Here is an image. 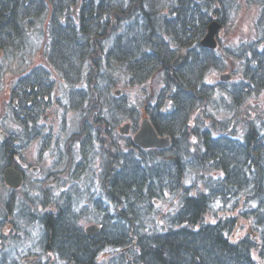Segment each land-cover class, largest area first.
Wrapping results in <instances>:
<instances>
[{
	"label": "rangeland",
	"instance_id": "obj_1",
	"mask_svg": "<svg viewBox=\"0 0 264 264\" xmlns=\"http://www.w3.org/2000/svg\"><path fill=\"white\" fill-rule=\"evenodd\" d=\"M82 1L84 0H63V5L58 0L53 1L63 11H68L66 13L70 19L63 11H56L47 3L46 12L25 20L20 19L19 33L15 39H7L6 34L0 38L1 43L5 41V46L0 49V142L17 150L9 156V162L12 161L10 165L5 164L6 160L0 152V261L7 256L12 264H62L56 261L55 255L46 249L47 245L43 242L46 237L43 222L45 213L53 215L59 210H63V215L71 213L75 224L83 230L91 224L96 225L97 231L94 235L100 231L101 223L112 220V208L105 205L109 200L102 187L105 170L108 163H114L122 152L130 150L138 154L132 145L135 131H131L129 127L127 133H122L119 127L127 122L131 126L139 118L141 124L144 109L149 104H154V100L158 102V97L163 93L167 96L172 90L170 83L167 84L168 91L165 89L163 76L158 70H154L145 81L136 84L131 82L132 78L126 67L120 63L129 57L127 52L123 53L127 43L126 40H121L120 34L126 28L128 31L136 18L134 13L129 16L130 10L125 14L128 18L119 16L116 0H104L103 5L104 8H110L107 13L114 11L108 17L113 22L112 28L104 26L103 30L110 31L114 28V31L106 35L99 47L91 46L92 55L85 57L87 60L81 63L68 60L73 53L77 55L81 49L87 47L81 43L74 46L73 42L78 39V36H74L72 42L68 39L69 46L64 41L63 46L72 51L70 56L65 57L68 52L62 46L64 42H57L60 39L59 25H63L65 37L68 38L73 33L77 35V15ZM177 1L141 0L137 7L142 8L141 2L146 6L151 3L147 10L153 13L150 16L155 20V25L152 30L144 31L147 36L152 34L149 41H165V49L168 47L172 50V61H178L175 67L186 64L180 72L185 73L187 70L188 76H202L200 82L191 83L198 97H194L195 102L191 110L189 109L188 116L186 115L189 119L186 126L192 145H186V153L183 155L188 171L186 170L182 181L184 186L197 183L202 189V181L208 176L215 181L222 174L215 169L218 165L208 158L209 154L205 153L201 162L195 161L193 157L194 152L196 154L197 151H204L199 147L203 134L207 137L221 134L231 137L229 139L239 140L246 138L248 133L252 134L255 142L251 148L262 151L256 156L255 162L264 169V86L250 89L249 84L253 81L246 77L248 71H251V65L247 61L253 62L258 56L264 57V0H205V4L202 0H197L199 4L196 3L197 7L193 6L194 9H201L200 5H206L207 8L202 11V17L195 18L194 13H191L192 24L196 23L198 27L201 21H206L205 18L209 17L206 32L201 38L209 32L208 26L211 22L217 23V26H213L212 44L204 46L210 50L205 53L214 55H205L209 56L208 60L213 58L207 69L203 68L205 56L202 53L194 55L188 53V47L176 45L185 36L180 27L182 23L177 22L178 20L174 23L172 20L170 26L165 28L164 23L159 21L163 15L174 10ZM123 11L126 13L127 8ZM106 15L101 18L102 21L106 19ZM180 20L187 23V20ZM97 24L99 21L95 25ZM117 35L118 39L114 41ZM124 36L126 37L125 34ZM170 36L176 40H170ZM131 38L133 37L128 38L129 43ZM112 43H115L118 54L106 56L105 51ZM100 46L102 52L94 55L96 48ZM122 46L125 48L122 49ZM95 61L98 63L95 64ZM65 63L67 64L64 65ZM200 68L203 69L201 73ZM84 73L91 76L93 74L97 82L88 84ZM258 74H253V77L256 76L254 80L259 79ZM262 79L264 81V77ZM108 82L112 83L108 87L109 91L105 89ZM23 85L27 89L22 93L18 89ZM44 90H47V94H42ZM88 92L90 95L86 94ZM235 93L238 94L235 95L237 102H240L236 105L231 101ZM116 95L118 97L114 98ZM121 97L126 105L118 108L117 99ZM169 105L170 99H165L161 109L169 110ZM83 107L86 108L83 110ZM120 118V122L117 121ZM28 119L32 121L29 122ZM101 120L107 133L106 143L113 145L107 153L103 144L98 141H92L91 145L84 141L88 136L84 125L90 122L101 124ZM181 128H177L178 132ZM258 142H261L260 146ZM85 145L84 156L82 152ZM167 147L168 145L150 148H162L163 152H167L166 155H157L168 160L170 151L165 149ZM128 159L129 157L126 158V164ZM10 166L21 170L22 182L18 187H10L3 180L4 169ZM129 166L130 163L124 168L128 169ZM111 187L108 185L109 189ZM162 192L163 197L157 198L159 195L155 194L157 196L151 199L146 210L140 211V215H144L148 221L150 218L157 229L166 221L169 211L174 210L177 202L175 195L170 194L167 189ZM195 192L196 189L191 190V193ZM5 203L11 209L9 215L4 213L8 210ZM232 203L234 202L228 201L225 209ZM241 206L242 204L234 210H208L204 220L215 221L219 216L224 218L234 215L239 223L233 226L230 235L233 241H239L250 229L240 213V209L244 208ZM254 243L256 247H252L251 255L257 261L263 262L258 255L261 245L258 236ZM101 251L98 261L102 264H110L111 259L117 260L115 256L118 254L114 250L104 248ZM25 258H33L32 262L35 261L25 263Z\"/></svg>",
	"mask_w": 264,
	"mask_h": 264
},
{
	"label": "trees",
	"instance_id": "obj_2",
	"mask_svg": "<svg viewBox=\"0 0 264 264\" xmlns=\"http://www.w3.org/2000/svg\"><path fill=\"white\" fill-rule=\"evenodd\" d=\"M53 1L0 0V38L6 34L7 39H15L19 33L18 23H20V19L25 20L46 12L47 3L53 6L56 11H63L62 7L56 6ZM58 1L62 5L64 4L63 0ZM116 1L118 3L116 10H119V16L123 15V17L128 18L125 14L130 10L129 16L134 13L133 16L136 18L133 26H130L128 31L126 28V31L120 34L121 40L124 39L127 43V48L122 46V49L125 48L123 53L127 52L129 54V57L121 60L120 63L126 67L129 76L132 78L131 82L133 81L136 84L145 81L154 70H158L161 72L160 75L163 76L162 81H164L163 86L165 89L168 91L167 84L169 83L172 87L169 95L165 96L163 93L158 97V102L154 100L155 103L151 104L152 106L149 104V107L144 109L142 117L150 120L158 135L169 137L171 144L165 149L170 151V154L167 157L168 160L162 159L163 156L159 157L157 155H166L167 152H163L162 148L144 150L131 140L133 143L131 144L136 148L138 154L132 153L130 150L126 153H120L114 163H108L103 178L104 195L106 193L109 200L108 204L105 205L112 208V220H105L100 224L98 233L88 236L81 226L75 224L76 221L73 220L71 213L63 215V210H59L53 215L45 213L43 222L46 237L43 242L47 245L46 249L51 251L55 255L56 261L62 262V264H102L101 261H98V257L104 248H109V251L114 250L118 254L115 256L117 260L111 259L110 264H264V169L260 168L259 163L256 164L255 162L256 156H259L262 151L251 148L255 142V137L248 133L246 138L242 139L244 140L242 142L237 138L229 139L231 138L230 135L227 138L226 135L221 134L214 135V137L211 135L207 137L203 134L199 147L204 151H197L196 154L194 152L193 157L195 161L201 162L200 160L205 153L209 154L208 158L218 165L215 169L222 174L215 181L210 180L211 176H208L207 179L202 181V189L197 183L184 186L182 181L187 173V167L183 155L186 153V145H192L188 135L189 129L186 126V121L189 120L187 114H189L188 112H190L191 106L195 102L194 97H198V93L191 86V83L193 81L195 83L200 82L202 76L198 74H194V77L188 76L187 70H185V73L180 72L186 67V64H181L178 67L172 65V50L168 47L165 49V41H149L152 34L149 33L147 36L144 31L147 29L152 30L155 25V20L153 21L150 16L153 13L147 10L151 5L150 2L146 6L143 2L147 1H143L141 2L142 8H138L137 5L140 4L141 0ZM202 1L203 4L206 3L205 0ZM196 3L197 0H178L174 10L163 15L159 21L163 22L166 28L170 26L169 23L172 20L174 23L178 20L177 22L182 23L180 27L182 31L184 30L185 36L182 39L180 38L176 45L188 47L189 49L192 47V49H188V53L194 55L202 53L204 56L214 57L211 53H205L210 52V50H207L200 42L201 37L206 32L205 27L208 24L209 20L207 19L209 17L205 18L206 21H201L198 27L196 23L192 24V21H190L191 13H194L193 17L195 18L202 17V11L207 8L206 5L204 7L200 5L201 9H194L193 6L199 4ZM79 5L77 15L79 20L76 25L79 31L77 35L73 33L68 38L65 37L66 32L62 27L63 25H59L58 32L60 36L58 38L60 39L57 42L60 41V44H62L65 41L69 46V40L72 42L74 36H78V39L73 42L74 46L81 43L87 49L83 48L79 54L73 53L71 55L72 51L63 46L65 42L62 46L68 52L65 57L71 55L67 58L68 60L73 59L75 62L81 63L87 60L85 57H91L92 45H102L106 35L114 31V28L110 31L103 30L104 26L112 28L113 22L109 21V18L111 14H114V11L107 13L110 8L103 7L104 0H84ZM124 6L127 8L126 13L123 11ZM63 12L68 16L66 13L68 11ZM53 13L55 14V11ZM105 15L106 19L102 21L101 18ZM180 18L187 20V23L186 21L185 23L181 22ZM98 21L99 24L95 25ZM131 36L133 38L129 43L128 38ZM116 39H118V35L114 41ZM172 39L173 37L170 36V40ZM1 42L0 39V49L5 46V41ZM114 45L115 43H112L111 47L105 51L106 56L118 54ZM101 50V46L96 48L94 55L100 54ZM209 56H205V62H203V68L205 69L210 67V62L213 60L212 57L208 60ZM121 59L123 58L121 57ZM96 61L95 64L98 63ZM251 62V60L247 61V64L251 65V71H248L251 74L247 73L246 77H250L253 81L252 84H249V87L250 89L254 86L263 87L264 57L258 56L255 61ZM202 71L203 69L200 73ZM254 73H259L257 75L259 79L254 80L256 78V76L253 77ZM84 76L88 84L93 83V81L97 82L93 74L91 76L84 73ZM79 77H82V75L79 74ZM111 84L108 82L105 89L108 90ZM26 89L27 86L23 85L19 87L18 91L25 92ZM45 91L47 90H44L42 94H47ZM86 94H89V92ZM235 95L238 94L235 93L231 101L236 105L240 102H237ZM86 97L89 98V96ZM165 99H170L169 110L161 109ZM117 105L118 108L126 105L123 97L117 99ZM84 108L86 107H83V110ZM139 119L131 123V131L138 128ZM103 120L100 121L101 124L90 122V124L84 125L88 134L84 141L90 145L92 141H98L99 144H103L104 151L107 153V151L110 152L109 148L111 149L113 145L106 143L107 133H105L102 124ZM120 120L121 118L117 121L120 122ZM24 126H26L25 123ZM178 127H182L180 132H178ZM26 137H29V135L26 134ZM196 141L199 143L198 139ZM3 143L0 142V152L6 160L5 164L10 165L12 161L9 162V156L17 150L11 146L8 148ZM257 144L260 146L261 142ZM133 146L131 148L134 149ZM85 154L86 145L82 152V155L85 156ZM128 157L127 162L131 166L125 169L124 166L128 165L126 164V158ZM154 180L155 183H152ZM108 185L112 186L111 189L108 188ZM163 189H167L172 195L174 194L177 202L174 210L169 211L166 221L158 226L160 229H157L150 218L148 221L144 215H140V211L146 210L154 196L159 195L157 198L163 197ZM195 189L196 192L191 193V190ZM228 201L234 202L228 207L230 210H234L242 204L241 207L244 208L240 209V213L245 218V225L250 226L247 235L240 238L239 241H233L230 235L233 232V226L239 223L234 215L224 218L219 216L215 221L204 220L206 211L223 210L227 208ZM5 205L8 210L4 213L9 215L8 212L11 209L9 204L5 203ZM215 216H217L216 212ZM257 236L260 238L261 244L258 255L263 259V262L257 261L251 255L252 247H256L254 239ZM0 264L12 263L5 256Z\"/></svg>",
	"mask_w": 264,
	"mask_h": 264
},
{
	"label": "water",
	"instance_id": "obj_3",
	"mask_svg": "<svg viewBox=\"0 0 264 264\" xmlns=\"http://www.w3.org/2000/svg\"><path fill=\"white\" fill-rule=\"evenodd\" d=\"M217 26L216 22H211L208 26V33L204 36V38H201L200 42L204 46H208L209 44H212V34L214 33V27ZM182 56V55H181ZM178 63L177 59L172 61V65H176ZM130 127V123L127 122L123 124V126L119 127V131L122 133H127L128 129ZM133 142L137 144L138 146H141L143 148H150V147H160V146H167L170 144L169 137L158 135L156 130H154V127L150 120H147L146 118L143 119L140 126L137 130H135V133H133ZM22 174L19 170L15 169L14 167L10 166L4 169L3 172V180H5L6 184L10 187H18L22 182ZM87 233V235H94V232L97 231V226L94 224L89 225L88 227L84 228ZM33 258H25L24 262L29 263L32 262Z\"/></svg>",
	"mask_w": 264,
	"mask_h": 264
},
{
	"label": "flooded vegetation",
	"instance_id": "obj_4",
	"mask_svg": "<svg viewBox=\"0 0 264 264\" xmlns=\"http://www.w3.org/2000/svg\"><path fill=\"white\" fill-rule=\"evenodd\" d=\"M20 171H21V170H20ZM34 261H35V260H34ZM34 261H33V262H34ZM33 262H32V263H33Z\"/></svg>",
	"mask_w": 264,
	"mask_h": 264
}]
</instances>
